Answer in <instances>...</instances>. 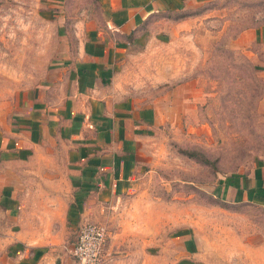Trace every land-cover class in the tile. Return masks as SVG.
<instances>
[{
  "label": "rangeland",
  "instance_id": "1",
  "mask_svg": "<svg viewBox=\"0 0 264 264\" xmlns=\"http://www.w3.org/2000/svg\"><path fill=\"white\" fill-rule=\"evenodd\" d=\"M96 9V0H0V117L21 93L44 87L72 53L71 25L96 21ZM182 15L190 23L178 46L162 56L129 50L120 59L116 83L126 94L143 103L168 98L170 110L139 135L129 189L92 221L106 233L98 264H150L142 252L150 238L163 244V261L171 264L181 229L197 240L191 264H264V205L224 203L211 191L229 174L264 162V0H207ZM154 59L181 69V77L154 84ZM52 153L59 166L60 147ZM55 210L24 207L17 222L0 207V264H21L38 246L51 264H75L78 229Z\"/></svg>",
  "mask_w": 264,
  "mask_h": 264
},
{
  "label": "crops",
  "instance_id": "2",
  "mask_svg": "<svg viewBox=\"0 0 264 264\" xmlns=\"http://www.w3.org/2000/svg\"><path fill=\"white\" fill-rule=\"evenodd\" d=\"M206 1L96 0V21L71 25L72 53L52 68L41 90L24 91L0 117V207L10 217L20 222L24 207L54 206L70 230L78 229L121 199L136 173L139 135L158 126L170 108L168 98L143 103L135 92L126 94L116 83L120 59L129 50L162 56L178 46L190 23L180 16ZM154 62V84L181 77V69L163 66V59ZM55 146L59 166L51 164ZM211 191L226 202L264 205V162L229 174ZM172 241L179 256L171 264H191L198 250L194 234L181 229ZM144 245L146 262L167 264L163 244L150 238ZM46 257L45 248L34 247L21 264H51Z\"/></svg>",
  "mask_w": 264,
  "mask_h": 264
},
{
  "label": "built area",
  "instance_id": "3",
  "mask_svg": "<svg viewBox=\"0 0 264 264\" xmlns=\"http://www.w3.org/2000/svg\"><path fill=\"white\" fill-rule=\"evenodd\" d=\"M106 237L102 225L86 222L79 226L71 256L75 264H98Z\"/></svg>",
  "mask_w": 264,
  "mask_h": 264
},
{
  "label": "trees",
  "instance_id": "4",
  "mask_svg": "<svg viewBox=\"0 0 264 264\" xmlns=\"http://www.w3.org/2000/svg\"><path fill=\"white\" fill-rule=\"evenodd\" d=\"M182 16H183V15H181L180 17H182ZM185 153H186V155H187L188 157H190V156H192V157H196V156L199 157L198 154H197L196 152H193V151H186ZM220 198H221V197H220ZM220 200H221L222 202H224V203H227L226 201L223 200V198H221Z\"/></svg>",
  "mask_w": 264,
  "mask_h": 264
}]
</instances>
